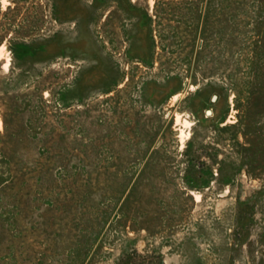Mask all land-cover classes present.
<instances>
[{
	"label": "rangeland",
	"instance_id": "1",
	"mask_svg": "<svg viewBox=\"0 0 264 264\" xmlns=\"http://www.w3.org/2000/svg\"><path fill=\"white\" fill-rule=\"evenodd\" d=\"M2 47L0 264H264V0H0Z\"/></svg>",
	"mask_w": 264,
	"mask_h": 264
},
{
	"label": "bare ground",
	"instance_id": "2",
	"mask_svg": "<svg viewBox=\"0 0 264 264\" xmlns=\"http://www.w3.org/2000/svg\"><path fill=\"white\" fill-rule=\"evenodd\" d=\"M2 3H4V0H2ZM3 49H4L3 47L0 49V60L3 59ZM8 63H9V59L6 60V64L4 63V65L7 66Z\"/></svg>",
	"mask_w": 264,
	"mask_h": 264
},
{
	"label": "water",
	"instance_id": "3",
	"mask_svg": "<svg viewBox=\"0 0 264 264\" xmlns=\"http://www.w3.org/2000/svg\"><path fill=\"white\" fill-rule=\"evenodd\" d=\"M214 100H215V98L213 97V98H212V101H214ZM207 114L209 115L210 113H209V112H207Z\"/></svg>",
	"mask_w": 264,
	"mask_h": 264
},
{
	"label": "flooded vegetation",
	"instance_id": "4",
	"mask_svg": "<svg viewBox=\"0 0 264 264\" xmlns=\"http://www.w3.org/2000/svg\"><path fill=\"white\" fill-rule=\"evenodd\" d=\"M215 101V100H214Z\"/></svg>",
	"mask_w": 264,
	"mask_h": 264
}]
</instances>
